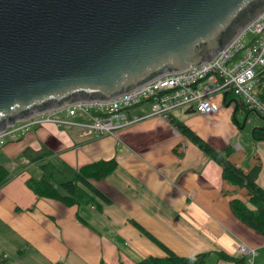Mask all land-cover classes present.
<instances>
[{"label": "crops", "instance_id": "0c3cea01", "mask_svg": "<svg viewBox=\"0 0 264 264\" xmlns=\"http://www.w3.org/2000/svg\"><path fill=\"white\" fill-rule=\"evenodd\" d=\"M230 103L214 114L188 115L180 108L169 120L149 116L100 136L79 126L41 124L5 142L0 165L14 167L0 186V264H135L165 256L156 242L179 256L205 252V264H236L215 252L232 256L244 243L255 250L251 264H264V236L229 208L230 199L245 200L242 190L224 182L219 165L172 123H183L212 148L231 145L249 111L235 113L244 114L239 127L226 108ZM145 111L147 105L130 113ZM195 116L209 122L211 131L196 129L190 123ZM238 142L230 160L243 170L258 163L255 181L264 188V141L247 135ZM44 150V158L30 160ZM102 158H114L116 166L91 184L108 202L95 196L81 210L38 197L26 184L40 177L43 162L75 170Z\"/></svg>", "mask_w": 264, "mask_h": 264}, {"label": "water", "instance_id": "95a60500", "mask_svg": "<svg viewBox=\"0 0 264 264\" xmlns=\"http://www.w3.org/2000/svg\"><path fill=\"white\" fill-rule=\"evenodd\" d=\"M263 10L264 0H0V131L211 63Z\"/></svg>", "mask_w": 264, "mask_h": 264}, {"label": "built area", "instance_id": "2783aa9c", "mask_svg": "<svg viewBox=\"0 0 264 264\" xmlns=\"http://www.w3.org/2000/svg\"><path fill=\"white\" fill-rule=\"evenodd\" d=\"M248 35L251 37L247 40ZM211 63L207 60L164 73L112 99L70 102L34 113L25 120L15 119L0 131V147L41 124L79 126L100 136L149 116L169 120L171 112L180 108L214 114L227 96H235L264 117V104L253 90L264 69V10L223 46ZM144 105L147 111L130 113ZM254 254V248L244 243L234 247V255L245 256L247 264H251Z\"/></svg>", "mask_w": 264, "mask_h": 264}, {"label": "trees", "instance_id": "16d2710c", "mask_svg": "<svg viewBox=\"0 0 264 264\" xmlns=\"http://www.w3.org/2000/svg\"><path fill=\"white\" fill-rule=\"evenodd\" d=\"M253 90L255 96L264 104V69L258 76ZM231 101L235 103L236 107L232 111L231 118L239 126L235 113L239 110H242L244 113L254 110L248 108L238 98L235 99L233 96L225 97V103H230ZM254 113L262 117L257 111H254ZM172 123L179 133L195 144L204 155L219 165L221 178L224 182L236 189L242 190L245 200L241 201L232 198L228 201L229 208L237 219L264 236V188L258 186L255 181L259 171V164L255 163L249 169L243 170L230 160V155L233 152L231 145L228 144L217 149L212 148L183 123L179 121H172ZM251 137L257 141H264V126L253 127L251 129ZM48 153L49 151L47 150L41 151L31 157L30 160H41ZM115 166L116 161L114 158L98 159L82 165L75 170L67 166L55 168L50 163L43 162L39 164L40 177H29L26 184L36 196L59 201L67 206L92 204L95 196L101 198L104 202H108V199L91 182L105 177ZM10 174L8 168L0 165V186L8 180ZM156 243L165 251V256H147L135 264H205L207 257V253L205 252L190 256H179L167 249L162 243ZM215 256L220 259L233 261L236 264L247 263L245 256H231L222 251L215 252ZM101 264L104 263L101 262Z\"/></svg>", "mask_w": 264, "mask_h": 264}, {"label": "rangeland", "instance_id": "374dc122", "mask_svg": "<svg viewBox=\"0 0 264 264\" xmlns=\"http://www.w3.org/2000/svg\"><path fill=\"white\" fill-rule=\"evenodd\" d=\"M251 37V35H248L247 36V40L249 39ZM228 107H230L231 109V111L233 110V104L232 103H230L226 108H228ZM186 114H188V115H190V114H192V113H186ZM194 114V113H193ZM236 119H237V121H238V123H239V127L243 124V119H244V114H239V113H237L236 114ZM190 123L192 124V125H194V127H196V129H198L199 131H204V133H208L209 131H211V128H210V123L209 122H205L203 119H201V117L199 118L198 116H195V117H193L192 119H191V121H190ZM261 125H264V120L260 117V116H258V115H256L255 113H254V111H249L248 112V117H247V120H246V122H245V124H244V126H242L241 128H239L237 131H238V134L237 135H234L233 137H232V139H231V141H230V143H231V146H232V148L233 147H237V145H238V139H240V141H242V140H244V138H246L247 137V135H250L251 136V129L253 128V127H257V126H261ZM218 129V128H217ZM240 135H242L241 137H240ZM240 137V138H239ZM212 137H210V138H208V140L209 139H211ZM202 139V138H201ZM10 140V139H9ZM203 140V139H202ZM207 140V141H208ZM203 141H205V140H203ZM206 142V141H205ZM230 145V144H229ZM1 148V147H0ZM236 149V148H235ZM239 153V152H238ZM4 156V151L3 150H0V158L1 157H3ZM23 155L21 154V158H23L22 157ZM8 165V164H7ZM12 167H14V164L13 165H11V166H9L8 165V168L11 170L12 169ZM84 206L85 205H79V207L81 208V210L84 208Z\"/></svg>", "mask_w": 264, "mask_h": 264}]
</instances>
